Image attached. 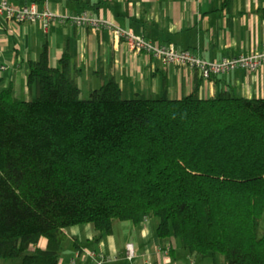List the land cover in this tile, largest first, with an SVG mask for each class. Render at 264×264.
Masks as SVG:
<instances>
[{
    "label": "trees",
    "instance_id": "1",
    "mask_svg": "<svg viewBox=\"0 0 264 264\" xmlns=\"http://www.w3.org/2000/svg\"><path fill=\"white\" fill-rule=\"evenodd\" d=\"M26 82L29 101L0 78L1 259L57 264L66 228L149 216L188 252L264 264V98L125 99L111 77L82 96L46 46Z\"/></svg>",
    "mask_w": 264,
    "mask_h": 264
},
{
    "label": "crops",
    "instance_id": "2",
    "mask_svg": "<svg viewBox=\"0 0 264 264\" xmlns=\"http://www.w3.org/2000/svg\"><path fill=\"white\" fill-rule=\"evenodd\" d=\"M15 6L42 0H8ZM43 7V6H42ZM48 9L71 16L88 10L95 18L144 36L155 45L189 50L203 60L247 54L264 44V0H48ZM47 48L48 65L57 67L67 52L82 96L114 79L123 98L136 96L179 99L188 95L195 82L200 98L220 92L247 99L264 98V66L255 71L233 70L203 80L187 67L161 65L146 53L134 52L107 29H91L58 21L43 30L39 23H14L0 16L1 87L13 97L29 101L35 88L27 85L29 64ZM57 264H225L220 255H199L183 249L174 237L160 240L156 220H112L109 233L100 234L91 223L64 230ZM264 234V215L260 223ZM131 243L133 257L126 256ZM41 238L36 246L45 247ZM30 251L33 250L31 246Z\"/></svg>",
    "mask_w": 264,
    "mask_h": 264
},
{
    "label": "built area",
    "instance_id": "3",
    "mask_svg": "<svg viewBox=\"0 0 264 264\" xmlns=\"http://www.w3.org/2000/svg\"><path fill=\"white\" fill-rule=\"evenodd\" d=\"M43 7L39 3L31 2L23 6H15L8 0H0V16L14 23H39L43 30H47L50 24L58 21H69L72 25L89 27L91 29H107L115 37L123 40L134 52L146 53L154 57L161 65H174L193 69L203 79L221 75L233 70L244 69L255 71L264 66V44L251 50L247 54H239L221 58L219 61H206L189 50H176L172 45H155L142 35L135 34L131 30H125L111 21L95 18L84 9L71 16L56 14L47 7L48 0H42ZM126 256L133 257L131 243L126 244ZM97 264H103L106 258L99 254Z\"/></svg>",
    "mask_w": 264,
    "mask_h": 264
},
{
    "label": "rangeland",
    "instance_id": "4",
    "mask_svg": "<svg viewBox=\"0 0 264 264\" xmlns=\"http://www.w3.org/2000/svg\"><path fill=\"white\" fill-rule=\"evenodd\" d=\"M25 253H30V249H28ZM0 264H21L20 258H13V259H1Z\"/></svg>",
    "mask_w": 264,
    "mask_h": 264
}]
</instances>
